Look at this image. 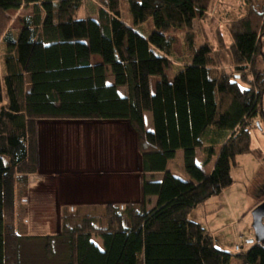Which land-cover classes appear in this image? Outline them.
<instances>
[{
    "label": "trees",
    "instance_id": "16d2710c",
    "mask_svg": "<svg viewBox=\"0 0 264 264\" xmlns=\"http://www.w3.org/2000/svg\"><path fill=\"white\" fill-rule=\"evenodd\" d=\"M97 1V17L81 18L83 0H0V264H264L263 245L222 252L209 230L189 220L234 184L240 156L264 155L252 147L264 116V3L246 0L248 12L232 26L235 69L228 72L216 68L212 46L194 41V25L213 0ZM24 5L31 13L1 38L10 11ZM124 7L133 26L122 19ZM178 30L186 31L190 53L170 80L169 34ZM154 76L161 78L155 91ZM146 112L154 132L146 129ZM39 121L128 123L149 176L142 205L63 213L59 233L41 237L43 263H31L26 244L34 238L20 197L38 172ZM178 151L184 178L168 168ZM198 151L205 166L213 163L208 174L197 165Z\"/></svg>",
    "mask_w": 264,
    "mask_h": 264
},
{
    "label": "rangeland",
    "instance_id": "374dc122",
    "mask_svg": "<svg viewBox=\"0 0 264 264\" xmlns=\"http://www.w3.org/2000/svg\"><path fill=\"white\" fill-rule=\"evenodd\" d=\"M253 1L264 3V0ZM101 7L100 2L97 0H83V7L78 13V16L81 18H87L89 16L96 18L97 15L95 10L97 11V9ZM248 8L249 4L246 0H213L205 18L198 20L194 25L193 31L196 46L206 44L214 48V61L218 70L232 72L235 69L229 57V48L232 43L231 29L237 19L248 12ZM31 11L32 7L25 5L18 11H10L9 22L5 25L1 38L10 30L16 31L15 29L19 27L20 19L25 15H29ZM122 19L129 26H133V17L125 7L122 11ZM147 28L149 30L153 29V23L151 21L147 24ZM169 36L175 41V56L170 58V70H168L169 78L172 80L174 74L173 70L183 66L180 61L188 60L190 46L186 39L187 33L185 30L172 31ZM221 36L227 37V39L224 40ZM2 57L3 43H1L0 40V64H2ZM93 60L95 63L102 62L99 56H94ZM159 81H161L160 77H152V90L155 91L156 84ZM107 82L109 85L115 84V78L111 70L107 72ZM119 91L122 95H125V88L120 87ZM145 117L147 131L154 132L153 114L151 112H146ZM121 127L124 128L127 127V125H122ZM262 127L264 128V122ZM71 128L70 130H66L68 132H65V130L61 132L60 128H57V130L53 132V138L50 136L46 138L48 144H46L47 148H45L44 151L47 152V157L43 159V155L41 156L43 160L41 162L39 174L29 178L30 186L20 197L21 203L24 205L28 215V232L34 238V240L26 244V250L28 252L27 256L25 254L26 260L31 263H33L32 260L43 263L44 255L42 247L40 246L42 241L41 237L48 234L59 233L60 217L63 213L71 208L74 210L76 209V211L77 209L84 211L89 208H94L90 206L95 205L89 204L88 201L76 205L74 202H66L65 199L63 200L61 194L59 192L55 194V190L52 189L54 187V180H50L51 172L57 173L60 171V173H62L61 175L66 176L65 180H63V178L61 179L64 187L60 188V191L66 189L65 191H67V193L65 192L64 195H68L69 197L70 189H75L73 188L75 184L81 188L85 185L89 191L94 190V192H97V189L101 188L100 184L97 186L96 183H92L90 178L82 179L81 177H74L75 173L79 174L82 172L81 175L84 177L87 174L83 172L89 170L98 171L102 167L115 170L120 167L122 168L123 159H125L126 156L130 159L129 165H134V167L132 166L128 171H136L132 154H128L126 144L125 142L122 143L118 138L120 135H117L116 130L110 129V132L105 131L103 136L96 135L90 138L93 133L92 131L84 130V132H78L80 128H77V131H74L73 127ZM79 133L81 134L78 136ZM253 137L254 146L264 147V135L261 133L259 127L254 129ZM112 139H115L114 144L111 142ZM80 143L96 151L91 154V149L88 151L87 148L82 149ZM101 143L104 146L100 145ZM103 152L104 159L102 164L104 165H101L99 156ZM93 158L96 159L93 160ZM238 160L240 161L241 167L233 173V178H236L237 182L232 190L227 192L229 195H231L230 193H234L233 196L236 198L230 197V199H226L228 194L225 196H217L214 198L216 200L213 201L219 202H216L214 206H218L219 203H222L224 207L220 210L213 212L214 206H208L205 208L206 215H203L202 212L205 211L203 206H200L189 214V220L200 223L212 233L216 248L228 254H236L238 246L242 247V251H246L252 245L249 244V241L254 237V231L252 229L254 221L253 211H246L247 213L244 212L239 214V211L249 210L250 208V204L247 202L248 194L246 190L249 191L248 197H254L255 200H263L264 198V167H262L259 162L256 164L251 161L249 157L241 156ZM197 165L208 174L213 163L205 166L203 155L198 151ZM168 168L178 176L182 177L186 175L183 166V151L177 152L176 157L169 162ZM121 171L125 172L126 170ZM133 173L136 174L137 172ZM132 175L133 174H130L129 177L121 175L115 176L114 178H110L108 183L111 185V188L125 190L129 187V189H134L138 193V187L140 185L138 181H136L137 179H133V177L136 176ZM65 182L68 183L64 185ZM89 191L88 193H90ZM134 195H136V192ZM138 198L139 201L141 199L140 195ZM116 201L118 203L120 202V204H124L125 199L112 197L108 202ZM105 202H107V200H104V203ZM155 204L156 200H154L152 204H148L147 209L151 210L155 207ZM232 213L233 215L236 213L238 217L234 218Z\"/></svg>",
    "mask_w": 264,
    "mask_h": 264
},
{
    "label": "crops",
    "instance_id": "0c3cea01",
    "mask_svg": "<svg viewBox=\"0 0 264 264\" xmlns=\"http://www.w3.org/2000/svg\"><path fill=\"white\" fill-rule=\"evenodd\" d=\"M262 43H263V54H264V37L262 38ZM263 61H264V58H263ZM260 66L261 68H264V62L261 61L260 63ZM6 104V102H4V105ZM263 110H264V105H263ZM146 118V117H145ZM259 125L258 127L260 128V131L261 133L264 135V128L262 127V124L264 122V116L261 118H258L257 119ZM122 125H127V127H121ZM71 127H73L74 131H77V128H80L78 130V132H84L85 131H92L93 133L91 134V137H94L96 135H100V136H103L104 135V132L105 131H108L110 132L109 130L110 129H114L116 130V133L117 135L119 134L120 137H118L122 143L125 142L126 144V149H127V152L128 154H132V158H133V161H134V164H135V170L136 171H133V172H137L136 174H134L133 172H129L128 169L130 170V168L134 165L130 164L129 165V162H130V159L129 157H125V159H123V165H122V168L120 167L119 169H110V168H100L98 171H86V172H83V173H86L87 175H85L84 177L81 175V173L79 174H76L75 173V176L74 177H81L82 179H87V178H90V181H92V183H96L97 186L98 184L101 185V188L100 189H97V192H94L93 191H89L87 189V187L84 185V187H79L77 184H75V186H73V188L75 189H70V196L68 197V195H64V193L67 191L63 190V191H60V188L64 187L63 186V183L61 182V179L63 178V180H65V177L66 176H63L61 175L62 173H60V171H58L57 173H54V172H51V176H50V180H54V187L52 188L54 191L55 194H57L58 192L61 194V197L62 199L66 202H74L76 203V205L84 202V201H88L89 204H95L94 206H90V207H97V206H102L104 204H115V205H124V204H137V205H142L143 202H144V197H143V193H142V185H143V181L145 179V177L148 178V174L145 175L143 172H142V160H141V155L139 153V150H138V137H137V134L134 132V130L129 126L128 123H125V122H104V121H39L37 123V142H38V172L37 174L35 175H38L39 174V169H40V166H41V162L42 160L47 157L46 156V153L44 150L45 148H47L46 144H48L46 142V138H48V136L52 137L53 138V132L55 130H57V128H60V131L63 132L65 130V132H68L66 130H70L72 129ZM108 129V130H107ZM254 131V130H253ZM253 131H252V136H253ZM81 133L78 134V136L80 135ZM65 137V136H64ZM63 138V137H62ZM254 139V137H253ZM79 140V138H78ZM254 141V140H253ZM112 144L115 143V139H112L111 140ZM100 143V142H99ZM81 144V143H80ZM102 146H104L102 143L100 144ZM82 149L83 148H87V151L89 149L91 154H93L94 151L96 150H93L92 148L90 147H86L84 145H82ZM252 147L253 149H259L260 151H262L264 153V147H260V146H254V144L252 143ZM97 148V146H96ZM98 148H99V145H98ZM101 151V150H99ZM43 155V159L41 158V156ZM245 157H249L251 159V161L255 162L256 164L259 162L261 163L262 167H264V155L263 157H257L256 155L254 154H247V155H243ZM241 157V156H240ZM239 157V158H240ZM238 158V159H239ZM96 159V158H93V160ZM99 162L101 165H104L102 164L103 162V159H104V152L99 156ZM132 161V160H131ZM263 163V164H262ZM240 161L238 160V166L236 168H234L232 170V177H233V173L236 172L237 170H239V168L241 167L240 166ZM130 166V167H129ZM110 169V170H109ZM121 170H126L125 172L124 171H121ZM212 170V168L210 169V171ZM209 171V172H210ZM130 174H133L132 176H136V177H133V179H137L136 181H138L139 183V187H138V193L136 190L134 189H129V187L125 190H122V189H119V188H111V185H109V179L110 178H114L115 176H127L129 177ZM43 175V173H42ZM45 175V174H44ZM50 175V174H49ZM182 177H186L185 175L182 176ZM49 180V181H50ZM128 180V179H126ZM234 180V184L223 191V193L220 195V196H225L226 194H228L227 192H230V190H232V188L235 186L236 184V178H233ZM117 182V181H115ZM68 182H65L64 185H66ZM72 183V182H71ZM124 183V181H123ZM74 184V183H72ZM30 186V184H29ZM110 187V188H109ZM88 191L90 193H88ZM100 191V192H98ZM136 192V195H134ZM247 194L249 196V191H247ZM106 194V195H105ZM231 195H227L226 199H230V197H233V198H236L234 197V193H230ZM140 195L141 199L138 201V196ZM247 196V202L250 204V208L249 210H241L239 211V214L241 213H244L246 211H254L258 206H260L262 203H264V198L263 200H255L254 197H248ZM124 198L125 201H124V204H120V202L118 203L117 201L116 202H108L110 198ZM105 198V199H104ZM104 200H107V202L104 203ZM155 199H153L154 201ZM213 200H216L214 198L210 199L209 201H207L205 203V205L203 206V209L205 212H202L203 215H206V210L205 208L208 207V206H214V204L216 202H219V201H213ZM73 203V205H74ZM223 204L222 203H219L218 206H214L213 208V212L215 211H218L220 210L221 208H223ZM247 213V212H246ZM233 215V213H232ZM234 218H237V214L235 213L233 215ZM208 229V228H206ZM253 239L255 238V235L254 237H252ZM252 239V240H253ZM251 241V240H250ZM249 244H251L249 242Z\"/></svg>",
    "mask_w": 264,
    "mask_h": 264
},
{
    "label": "water",
    "instance_id": "95a60500",
    "mask_svg": "<svg viewBox=\"0 0 264 264\" xmlns=\"http://www.w3.org/2000/svg\"><path fill=\"white\" fill-rule=\"evenodd\" d=\"M253 225L255 238L250 243L257 242L264 246V203L253 211Z\"/></svg>",
    "mask_w": 264,
    "mask_h": 264
}]
</instances>
